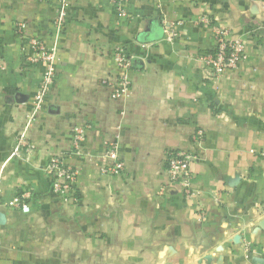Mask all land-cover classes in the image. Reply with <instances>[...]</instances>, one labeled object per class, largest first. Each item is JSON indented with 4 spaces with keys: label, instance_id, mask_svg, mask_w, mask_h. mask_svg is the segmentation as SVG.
<instances>
[{
    "label": "crops",
    "instance_id": "1",
    "mask_svg": "<svg viewBox=\"0 0 264 264\" xmlns=\"http://www.w3.org/2000/svg\"><path fill=\"white\" fill-rule=\"evenodd\" d=\"M57 11V0H0L2 200L33 195L28 213L0 207V264H264V0H128L126 16L112 0H69L25 162L10 156L43 67L28 61L35 53L16 26L52 46ZM216 27L243 40L246 56L213 81L201 58ZM116 46L133 58L132 95L121 100L109 84ZM85 124L83 156L68 159L81 172L75 198L64 202L44 168ZM116 135L125 168L106 176L99 161ZM172 151L194 156L195 198L167 183Z\"/></svg>",
    "mask_w": 264,
    "mask_h": 264
},
{
    "label": "built area",
    "instance_id": "2",
    "mask_svg": "<svg viewBox=\"0 0 264 264\" xmlns=\"http://www.w3.org/2000/svg\"><path fill=\"white\" fill-rule=\"evenodd\" d=\"M57 17L53 23L55 43L49 46L46 41L36 38H26L27 26L23 23L17 24L16 34L21 40H26V46L35 53L34 57L28 59L32 64H38L43 67V74L31 100V108L26 116L23 133L16 139L10 158H18L25 162H30L36 150V146L28 138L29 129L35 124L40 114L45 98L54 85L56 80L55 64L57 60L58 40L61 37L68 15L69 0H57ZM160 3L163 0H151ZM183 1V0H174ZM117 11L121 16H126L125 6L128 0H112ZM199 24L209 25L210 20L206 14L202 13L198 20ZM174 36L168 33V38ZM214 48L212 53L203 56L202 62L206 65L210 79L217 81L227 71H234L239 68L240 63L246 56V45L241 39H232L230 32L223 27L213 29ZM112 61L115 69V79L110 82L111 98L121 100L129 98L132 95V81L130 71L133 67V58L123 46H116L112 52ZM108 82L105 81L104 84ZM91 124L77 126L72 131V148L67 156L51 157L44 171L51 181V188L55 195L68 202L73 200L76 193L80 169L74 167L68 162L69 158H80L83 156V144L86 141L88 133L91 131ZM204 132L198 131L194 136L196 143L202 142ZM255 154V152H252ZM256 155V154H255ZM264 159V152L259 153ZM194 156L190 152L172 151L167 154L166 173L167 183L177 185L181 195L186 199L195 198L198 192L193 187V174L191 170ZM100 171L106 176H117L123 173L125 164L120 156L119 136L105 144V150L100 157ZM2 171H0V207L21 210L29 212L28 202L33 195L30 192H23L10 202L2 200Z\"/></svg>",
    "mask_w": 264,
    "mask_h": 264
}]
</instances>
